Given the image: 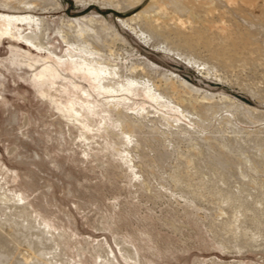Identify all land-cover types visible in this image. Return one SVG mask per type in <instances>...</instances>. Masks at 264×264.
<instances>
[{
    "label": "rangeland",
    "instance_id": "obj_1",
    "mask_svg": "<svg viewBox=\"0 0 264 264\" xmlns=\"http://www.w3.org/2000/svg\"><path fill=\"white\" fill-rule=\"evenodd\" d=\"M133 1L0 0L39 17L0 31V264H264V0L153 27ZM80 54L137 85L99 90Z\"/></svg>",
    "mask_w": 264,
    "mask_h": 264
},
{
    "label": "bare ground",
    "instance_id": "obj_2",
    "mask_svg": "<svg viewBox=\"0 0 264 264\" xmlns=\"http://www.w3.org/2000/svg\"><path fill=\"white\" fill-rule=\"evenodd\" d=\"M4 1L6 3H13V2H16L18 0H4ZM208 1H210V0H208ZM208 1L207 0H134L133 1L134 7L140 6V8L138 10H136V13L132 14L128 18H123L121 21L130 25L132 23V21H134V20L144 19L149 24V26H151V27L157 26L158 20L163 16L162 14L167 12L166 11L167 6L168 5L170 6V4H172V5H174L175 8L178 6L177 8L180 7V9H183V10H185V12L186 11L188 12V13L186 12L188 14L187 15L188 17L186 19L181 18L180 17L181 15L180 16L176 15V14H171V16L167 15V17H169L171 20H174L175 22L182 24L185 21L191 20V18L195 15L196 10H198V9L203 10V11H204V9H206V11L211 14L213 11V9H212L213 5H211V3ZM25 3H28V1H26ZM37 6H40V5H37L36 3H32V4H30L29 7L36 8ZM202 7H205V8L203 9ZM154 8L157 10V12H156L157 14L155 13V15H152V14L149 15L150 11ZM152 11H154V10H152ZM207 12H205V13L208 14ZM197 13H198V11H197ZM204 15L205 14H203V16ZM199 16H202V15H199ZM207 16L209 17V14ZM207 16H205V18L200 17V19L196 18L195 21L200 22V23L201 22L205 23V21H208V23H206V25L209 26V27H207L208 29L211 26H218V28L222 27V25L220 26L218 24L213 23L214 21H212V20L210 21V18H208ZM82 18H84V16L83 17L81 16V17H76V18H70V20L71 21H79ZM206 18H208V19H206ZM165 19L167 21V18H165ZM38 20H39V17H35L34 15H31L29 13L16 14V13L0 11V31L2 33L9 34L12 37L22 36L24 39H26V41L31 42L32 36L27 34V33L24 34L23 31H20V29H21L20 27L23 24L37 25ZM197 22L195 24H197ZM196 26H198V25H196ZM193 27H195V26H193ZM224 28H223V30H224ZM85 31H87V27H81L78 30L79 34H77V35L80 37H85V35H83ZM141 33L144 34L143 31ZM237 42H239V41H237ZM92 53H94V52H92ZM71 56H75V55L72 53ZM100 65H101L100 62H95L94 60L90 59L89 57L85 56L84 54H80V56H78V58L71 59L69 61V68L71 71L81 72L85 76L86 79H88L89 81H91L94 84V86L96 88H98L99 90H102L103 92H105L107 94H110V95L116 94L117 96L124 95L126 93L132 92L133 88H135V86L137 85L138 80L136 78V75L133 74L134 70L137 68L136 66L132 69L131 74L126 79H124L122 82H120V81H112V79L109 80V78H112V77H109L108 75L112 74V71H110L107 67H103ZM54 72L55 71L53 70V68L50 65H44L42 67V69L36 74V77L37 78H45L46 76H48L49 78H53L55 76ZM178 80L183 85L191 86L186 81H184L182 79H178ZM143 91H144V94L151 100L160 101L163 97L160 93L153 91V88L150 85L145 84V83H144ZM224 98L230 99L232 97L226 95V96H224ZM85 105L87 106L88 111H93L91 109V106L89 104L88 99H86Z\"/></svg>",
    "mask_w": 264,
    "mask_h": 264
}]
</instances>
